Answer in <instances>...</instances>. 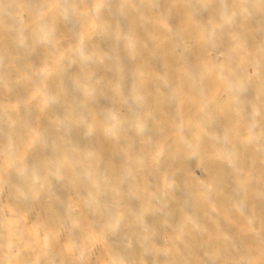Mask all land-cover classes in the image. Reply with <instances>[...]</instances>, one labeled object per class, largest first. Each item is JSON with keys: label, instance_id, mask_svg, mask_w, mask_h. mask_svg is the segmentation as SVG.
Instances as JSON below:
<instances>
[{"label": "bare ground", "instance_id": "6f19581e", "mask_svg": "<svg viewBox=\"0 0 264 264\" xmlns=\"http://www.w3.org/2000/svg\"><path fill=\"white\" fill-rule=\"evenodd\" d=\"M0 264H264V0H0Z\"/></svg>", "mask_w": 264, "mask_h": 264}]
</instances>
